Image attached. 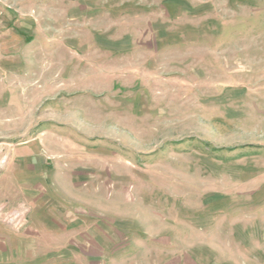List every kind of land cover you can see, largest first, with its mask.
Here are the masks:
<instances>
[{
	"label": "rangeland",
	"instance_id": "obj_1",
	"mask_svg": "<svg viewBox=\"0 0 264 264\" xmlns=\"http://www.w3.org/2000/svg\"><path fill=\"white\" fill-rule=\"evenodd\" d=\"M0 264H264V0H0Z\"/></svg>",
	"mask_w": 264,
	"mask_h": 264
},
{
	"label": "crops",
	"instance_id": "obj_2",
	"mask_svg": "<svg viewBox=\"0 0 264 264\" xmlns=\"http://www.w3.org/2000/svg\"><path fill=\"white\" fill-rule=\"evenodd\" d=\"M16 19H12V22H8L7 25L12 26V35L13 37L21 38L26 41H32L34 38V28L36 27L34 21L26 20L24 17H18V23L15 24Z\"/></svg>",
	"mask_w": 264,
	"mask_h": 264
},
{
	"label": "built area",
	"instance_id": "obj_3",
	"mask_svg": "<svg viewBox=\"0 0 264 264\" xmlns=\"http://www.w3.org/2000/svg\"><path fill=\"white\" fill-rule=\"evenodd\" d=\"M15 216H17V215H19V213L18 212H15V214H14ZM20 220V219H19Z\"/></svg>",
	"mask_w": 264,
	"mask_h": 264
}]
</instances>
